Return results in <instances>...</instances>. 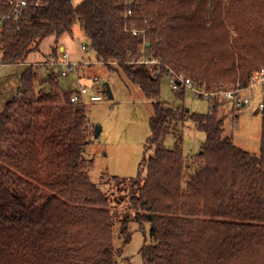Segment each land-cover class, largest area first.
<instances>
[{
  "label": "trees",
  "instance_id": "1",
  "mask_svg": "<svg viewBox=\"0 0 264 264\" xmlns=\"http://www.w3.org/2000/svg\"><path fill=\"white\" fill-rule=\"evenodd\" d=\"M11 11L12 0H0V14ZM76 25L100 61L153 101L139 174L114 176L135 213L112 209L111 197L90 178L93 160L84 153L95 127L84 104L71 101L78 91L63 89L55 73L48 89H38L31 66L0 112V264H117L118 221L125 242L130 221L150 225L143 264L264 258V115L256 154L226 134L220 102L190 113L160 99L171 74L208 90L250 87L264 68V0H42L3 25L0 65L25 61L45 38L59 40ZM144 54L161 61L160 74L138 62ZM187 118L206 134L191 157L179 144L164 145L171 129L177 136L174 124Z\"/></svg>",
  "mask_w": 264,
  "mask_h": 264
},
{
  "label": "rangeland",
  "instance_id": "2",
  "mask_svg": "<svg viewBox=\"0 0 264 264\" xmlns=\"http://www.w3.org/2000/svg\"><path fill=\"white\" fill-rule=\"evenodd\" d=\"M80 1L75 0V3ZM61 45L66 48L63 51L68 53L67 60L75 67L66 75L62 74L67 67L62 58ZM83 45L87 46V50H83ZM50 57L55 60H50ZM31 66L34 67V82L38 89H48V78L55 66L59 67L55 74L63 89L79 91L83 86L89 88V93L84 95V107L91 124L101 127L98 137H92L93 141L84 153L86 158L93 160L90 178L111 197L112 209L119 210L120 213L128 211L130 215H134L135 211L128 208L127 194L118 190L126 185L117 187L114 176L131 178L139 174L145 156V144L151 134L153 101L122 72L110 70L100 61L97 53L88 46L84 32L76 25L72 34L65 33L59 40L55 36L45 38L39 49L32 51L25 61L0 65V112L18 93L22 73ZM95 81L97 82L93 85ZM106 82L111 87L113 98H109L105 92ZM238 85L239 83H225L224 87L232 90ZM93 93L100 95V99L92 100ZM239 95L247 100L246 104L231 102L226 109L224 104L220 105L218 116L224 117L225 132L232 136L237 146L258 154L263 133L264 81L243 88ZM29 98V95L23 97L24 106ZM160 99L172 108H188L190 113H207L211 106V100L203 98L190 87L174 89L169 77L162 80ZM93 126L91 133L94 131ZM174 126L177 127V136L171 129L164 140L166 147L173 148L179 144L186 157L201 150L206 134L195 127L192 119L187 118ZM127 226L130 233L127 242L121 234V222L118 221L114 226L113 244L116 249H120L116 257L117 264H143L141 248L145 243L152 242L150 225L146 224L142 228L138 222L130 221ZM263 261V257L255 261L254 256H248L240 264H262Z\"/></svg>",
  "mask_w": 264,
  "mask_h": 264
},
{
  "label": "built area",
  "instance_id": "3",
  "mask_svg": "<svg viewBox=\"0 0 264 264\" xmlns=\"http://www.w3.org/2000/svg\"><path fill=\"white\" fill-rule=\"evenodd\" d=\"M42 3V0H12V11L11 14H0V30L2 29L5 22L13 18L16 22H18L20 19L24 17V14L30 6H38ZM132 2H128L126 5L125 10V16H131L132 15ZM133 32L136 34L138 32L137 29H133ZM83 50H87V46L83 45ZM62 58L64 59V62L66 63V69L62 71L63 75H66L69 71L73 70L75 67L72 65L71 62H69L68 59V53L63 51L62 52ZM50 60H55L54 57H50ZM141 63L147 70L153 72L154 74H160L162 71V63L155 57H150L147 55H143L141 59L138 61ZM171 79V86L174 89H179L182 87H190L193 89L196 93H199L203 98L208 100H216L220 102L222 105H229L231 102H237L238 104L245 105L247 100H243L239 93L243 88H240L239 86L235 89H227L226 87H221L215 90H208L205 86L198 84L196 81H194L191 78L185 77L183 74L180 75H173L171 74L168 76ZM258 81H264V68H262L259 73L253 77L251 81V85L255 84ZM97 81L93 83V85L96 84ZM88 87H81L78 92L73 94L71 97V101L74 103H84V95L89 93ZM92 100H98L100 99V95L97 93H93L91 96Z\"/></svg>",
  "mask_w": 264,
  "mask_h": 264
},
{
  "label": "water",
  "instance_id": "4",
  "mask_svg": "<svg viewBox=\"0 0 264 264\" xmlns=\"http://www.w3.org/2000/svg\"><path fill=\"white\" fill-rule=\"evenodd\" d=\"M104 85H105V92L108 95V97L109 98H113V93H112V90H111V87H110L109 83L106 82ZM186 110L189 111L188 108ZM100 131H101V127L96 126L95 127V137H98Z\"/></svg>",
  "mask_w": 264,
  "mask_h": 264
},
{
  "label": "crops",
  "instance_id": "5",
  "mask_svg": "<svg viewBox=\"0 0 264 264\" xmlns=\"http://www.w3.org/2000/svg\"><path fill=\"white\" fill-rule=\"evenodd\" d=\"M61 50H66L65 46L64 45H61ZM56 71H59V67L58 66H55L54 67V72L55 73ZM225 106V109L228 108V105H224Z\"/></svg>",
  "mask_w": 264,
  "mask_h": 264
}]
</instances>
